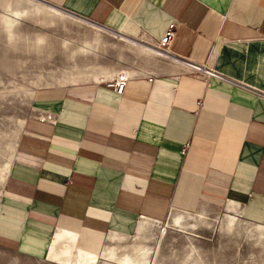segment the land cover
I'll return each mask as SVG.
<instances>
[{
    "label": "crops",
    "instance_id": "crops-1",
    "mask_svg": "<svg viewBox=\"0 0 264 264\" xmlns=\"http://www.w3.org/2000/svg\"><path fill=\"white\" fill-rule=\"evenodd\" d=\"M38 1L154 45L174 23V60L156 50L162 69L121 94L99 81L34 97L0 193V248L45 258L58 236H129L207 205L264 223V0ZM94 262L75 243L71 264Z\"/></svg>",
    "mask_w": 264,
    "mask_h": 264
},
{
    "label": "rangeland",
    "instance_id": "rangeland-1",
    "mask_svg": "<svg viewBox=\"0 0 264 264\" xmlns=\"http://www.w3.org/2000/svg\"><path fill=\"white\" fill-rule=\"evenodd\" d=\"M17 7L22 15L9 35L5 17H15L11 11L16 2L0 0V193L21 121L32 111L31 101L40 91L147 75L160 71L167 61L144 52L158 54V46L142 36L131 40L66 13L33 10L28 14L23 5ZM181 215V224L170 216L156 223L143 222L142 234L134 229L118 240L110 236V230L99 236H58L52 241L53 254L45 258L0 248V264H71L72 249L79 242L95 254L94 264H122L134 247L138 253L129 264H264V223L246 220L236 205H207Z\"/></svg>",
    "mask_w": 264,
    "mask_h": 264
},
{
    "label": "bare ground",
    "instance_id": "bare-ground-1",
    "mask_svg": "<svg viewBox=\"0 0 264 264\" xmlns=\"http://www.w3.org/2000/svg\"><path fill=\"white\" fill-rule=\"evenodd\" d=\"M15 2H16V8H15V10H13V11H11L12 13H13V15H15V17H12V18H8V16H6L5 17V23H6V25L7 26H5V28L7 27V29H8V32H9V35H12V30L15 28V26L18 24V22H19V20H20V18L19 17H21V15H22V12L19 10V7H17V5H23L24 6V10H25V13H28V14H30L33 10L34 11H39V10H43V11H46L47 13H49V15L51 14V15H58V16H63V15H65L64 13H65V11L63 12V11H60V10H58V9H56L55 7H52V6H50V5H47L46 7H42V6H38V5H36V4H33L32 2H30V1H28V0H15ZM37 2V1H36ZM24 13V12H23ZM40 13V12H39ZM70 13H66V15H69ZM24 15V14H23ZM71 17H72V14L70 15ZM30 17V16H29ZM66 17V16H65ZM75 17V16H74ZM75 18H78L77 16L75 17ZM79 20H81V21H84V22H89V21H87V20H85V19H82V17L81 18H78ZM90 23V22H89ZM91 24H93V23H91ZM94 25V24H93ZM18 26V25H17ZM16 26V27H17ZM100 28H102V29H105L104 27H101V26H99ZM105 30H109V29H105ZM120 33V32H119ZM10 37H12V36H10ZM121 41H123V42H125L126 40L125 39H120ZM144 52H149V54H151L152 56H155V57H161L160 56V54L158 53H155V52H151V51H148V50H145ZM168 60V59H167ZM179 68V67H178ZM113 73V72H112ZM115 73V72H114ZM122 73V72H121ZM120 73V74H121ZM117 75V74H116ZM118 75H119V73H118ZM124 75V74H123ZM115 76V75H114ZM119 77V76H118ZM129 77V76H128ZM131 77V76H130ZM133 77V76H132ZM120 78V77H119ZM115 79V78H114ZM118 79V78H117ZM119 80V79H118ZM41 81V80H40ZM39 82V81H38ZM38 82H37V85H39L38 84ZM41 83V82H40ZM42 84V83H41ZM48 84H50V83H48ZM64 84V83H63ZM37 85H35V86H37ZM40 86V85H39ZM34 91L35 90H32V95H33V93H34ZM22 122V124H23V121H21ZM21 127H22V125H21ZM10 162H11V159H10ZM10 162H9V164H10ZM9 164L7 165V167L3 170V181H5V178H6V175H7V172H8V170H9ZM181 214H183V213H178V214H176L175 213V215H173V213L170 215V220H172L174 223H176V224H181V221L183 220H181ZM181 215V216H180ZM184 216H185V214H183ZM145 229V226L143 225V223H141L140 224V226H139V229H138V232H137V234H142V231ZM145 231V230H144ZM162 232V231H161ZM99 236V235H97V234H93V236ZM110 236L111 237H113L114 239H117L118 240V237H120V235H117V234H110ZM113 239V241H117V240H114ZM130 257L127 255V256H124V258L120 261L122 264H129L131 261H132V259L134 258V256H135V254H137L138 253V250H137V248H131L130 249Z\"/></svg>",
    "mask_w": 264,
    "mask_h": 264
},
{
    "label": "built area",
    "instance_id": "built-area-1",
    "mask_svg": "<svg viewBox=\"0 0 264 264\" xmlns=\"http://www.w3.org/2000/svg\"><path fill=\"white\" fill-rule=\"evenodd\" d=\"M175 31H176V24L172 23L170 24L163 37L161 38V40L156 44V46H158V50L161 51L165 57L168 60H174V57L169 53V46L175 36ZM178 60V59H177ZM179 62L181 63L182 67L185 69V72L190 75V76H194V77H201L203 79H205L206 81L210 80V79H217L220 81H226V82H231L234 83L233 81H230L229 79H227L226 77L220 75L219 73L215 72L212 69L206 68L205 66H200V65H196L194 63H190L188 61H184V60H179ZM129 80L128 77H122L120 80L118 79H112L109 81H101V83L107 87L112 89L113 91H115L118 94H121L125 84L127 83V81ZM236 84V83H235ZM200 101L197 102V105H200Z\"/></svg>",
    "mask_w": 264,
    "mask_h": 264
},
{
    "label": "water",
    "instance_id": "water-1",
    "mask_svg": "<svg viewBox=\"0 0 264 264\" xmlns=\"http://www.w3.org/2000/svg\"><path fill=\"white\" fill-rule=\"evenodd\" d=\"M44 3V2H43Z\"/></svg>",
    "mask_w": 264,
    "mask_h": 264
}]
</instances>
